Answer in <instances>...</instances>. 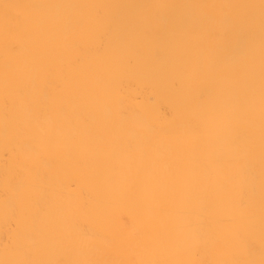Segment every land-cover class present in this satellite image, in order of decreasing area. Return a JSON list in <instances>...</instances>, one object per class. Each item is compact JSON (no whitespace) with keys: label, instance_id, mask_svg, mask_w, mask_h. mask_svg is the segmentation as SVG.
Listing matches in <instances>:
<instances>
[{"label":"bare ground","instance_id":"bare-ground-1","mask_svg":"<svg viewBox=\"0 0 264 264\" xmlns=\"http://www.w3.org/2000/svg\"><path fill=\"white\" fill-rule=\"evenodd\" d=\"M0 264H264V0H0Z\"/></svg>","mask_w":264,"mask_h":264}]
</instances>
